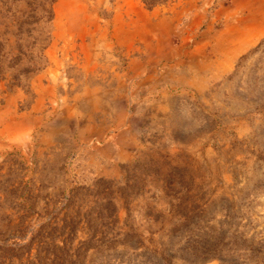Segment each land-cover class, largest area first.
I'll list each match as a JSON object with an SVG mask.
<instances>
[{"label": "rangeland", "instance_id": "rangeland-1", "mask_svg": "<svg viewBox=\"0 0 264 264\" xmlns=\"http://www.w3.org/2000/svg\"><path fill=\"white\" fill-rule=\"evenodd\" d=\"M0 49V264H264V0H0Z\"/></svg>", "mask_w": 264, "mask_h": 264}, {"label": "trees", "instance_id": "trees-1", "mask_svg": "<svg viewBox=\"0 0 264 264\" xmlns=\"http://www.w3.org/2000/svg\"><path fill=\"white\" fill-rule=\"evenodd\" d=\"M172 1L173 0H141V2L149 9H154L156 7H159V6L167 5ZM6 57H7V54L2 53L0 51V82L2 79L1 75L5 74V71H4V68L2 65V60ZM10 86H11V88H14L15 85H14V83H12Z\"/></svg>", "mask_w": 264, "mask_h": 264}]
</instances>
